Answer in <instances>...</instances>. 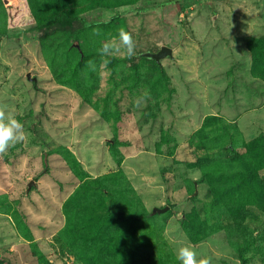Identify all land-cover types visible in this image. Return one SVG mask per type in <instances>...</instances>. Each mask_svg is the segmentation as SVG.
Masks as SVG:
<instances>
[{
  "label": "rangeland",
  "instance_id": "obj_1",
  "mask_svg": "<svg viewBox=\"0 0 264 264\" xmlns=\"http://www.w3.org/2000/svg\"><path fill=\"white\" fill-rule=\"evenodd\" d=\"M71 15L109 22L87 32L101 46L123 27L136 55L93 43L83 59L71 37L84 65L65 78L77 58L58 30L81 24H40ZM161 46L172 56L160 64L141 55ZM263 66L264 0H0V107L26 132L0 155V264H89L84 251L179 264L177 241L211 264H264V187L223 196L227 179L212 175L249 167L235 155L264 134ZM93 222L103 230L85 240Z\"/></svg>",
  "mask_w": 264,
  "mask_h": 264
},
{
  "label": "trees",
  "instance_id": "obj_2",
  "mask_svg": "<svg viewBox=\"0 0 264 264\" xmlns=\"http://www.w3.org/2000/svg\"><path fill=\"white\" fill-rule=\"evenodd\" d=\"M78 21L81 24V27H79V30H73L72 31V35L68 36V32L69 30H58L63 32L62 36V42L61 44H64V52H62L65 55L66 60L69 57H74L75 60V53H76V63L72 66H70L71 69V77L69 78V76H66L65 74V78L69 79L71 81V79H73V70L75 69H80L83 68V63L84 60L88 58L92 53L95 54L97 53L95 51V49L93 48V43L96 44L99 48H101V45H99L98 43H96L95 41L92 40V38H89L90 36H88L89 31L92 29H98L101 30V32H103L105 25H107L109 22H100V23H91L90 25H87L83 22V20L78 17V16H59V17H55L51 20H48L46 22H43L40 24V27H46L47 29H51L53 28V26H55L56 24H58L59 26H67L66 24H69L71 21ZM56 30V29H55ZM54 31V30H53ZM88 32V33H87ZM72 37L73 40H76L79 42L80 48H81V52H82V56L83 59L80 60V53L78 52V50L76 48L73 47L72 45V40H70V38ZM96 40H98V42L100 40H102L103 38H100V36H96L95 37ZM71 43V44H70ZM72 45V46H71ZM57 47V46H56ZM55 47V49H56ZM50 49H53L50 46ZM258 58V52L255 53V62ZM55 59L51 60L52 63L54 62ZM158 64V63H157ZM74 66V68H73ZM264 70V66L262 67V72ZM258 72V71H256ZM256 72H253L255 75H258V73L256 74ZM262 77V75H259V78ZM62 81H64L66 83V81L64 80V78L62 77ZM73 84V82H71ZM220 122H223L220 120ZM228 125V123H224L223 124V128H226ZM247 148H248V152L246 154L244 153H240V152H236V158L238 161H244V165L249 166L248 168H244V169H237L234 172L230 173V174H226V173H215L212 174L215 180H221L224 176L226 181L225 183L227 184L224 188L223 191L225 192L223 194V196H229V197H233L236 196L238 198L241 197H247L248 194L253 190L254 186H258L259 188H263L264 187V177H260L259 173H258V169L262 167V158L264 160V153L262 151V148L264 147V134L262 136H258L254 139L249 140V142L247 143ZM229 149L234 150L235 146L234 143H228L227 146ZM256 148V151H255ZM113 189H115V187H113ZM125 189L122 190V193H124ZM129 191L128 198L129 199H133L134 196L132 195V193ZM126 195V196H127ZM139 205V204H137ZM111 209L112 210H116L117 206L115 205V202L110 204ZM123 213V212H122ZM126 213H129L128 210H126ZM133 214V213H132ZM144 216V215H143ZM131 218L134 217L133 215L130 216ZM78 227V226H77ZM76 226L74 228H72V230L70 229L69 233L71 232V236H73L76 232L75 230L78 229ZM83 232L85 233V240H88L92 238V236L95 235L96 238V233L101 232V230H103L102 228L99 227V223L98 222H93L92 226L88 228V226L82 227ZM92 231V232H89ZM99 236V238L102 239V241L100 242L101 245H99L100 247L104 248L105 247V239L102 235L97 234ZM88 236V237H87ZM115 247H121L119 246V242L116 244ZM111 252V250H110ZM111 253H115V252H111ZM84 254V260L86 262H88L89 264H95V259L97 257L94 258L93 255L88 254L87 251L83 252Z\"/></svg>",
  "mask_w": 264,
  "mask_h": 264
},
{
  "label": "clouds",
  "instance_id": "obj_3",
  "mask_svg": "<svg viewBox=\"0 0 264 264\" xmlns=\"http://www.w3.org/2000/svg\"><path fill=\"white\" fill-rule=\"evenodd\" d=\"M99 34L98 29H93ZM136 43L133 35L123 27L118 31V38L102 44L99 52L102 56H121L132 58L136 55ZM89 66H94L88 61ZM148 93H144L147 97ZM140 106L139 102L136 104ZM26 140V132L23 124L16 118L15 114L4 107H0V155L7 152L9 147ZM176 259L179 264H211V259L204 255H198L195 249L184 241H177Z\"/></svg>",
  "mask_w": 264,
  "mask_h": 264
},
{
  "label": "water",
  "instance_id": "obj_4",
  "mask_svg": "<svg viewBox=\"0 0 264 264\" xmlns=\"http://www.w3.org/2000/svg\"><path fill=\"white\" fill-rule=\"evenodd\" d=\"M141 55L151 58L156 61V63L160 64V60L164 58L165 56H172V50L168 46H161L160 49L156 52H144ZM30 186V184L28 185ZM168 209V206H164L162 208L154 207L152 209V212L162 213Z\"/></svg>",
  "mask_w": 264,
  "mask_h": 264
}]
</instances>
